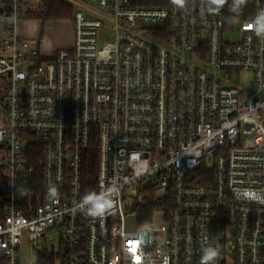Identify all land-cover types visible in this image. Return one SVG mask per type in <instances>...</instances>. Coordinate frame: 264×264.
Masks as SVG:
<instances>
[{"label":"built area","instance_id":"obj_1","mask_svg":"<svg viewBox=\"0 0 264 264\" xmlns=\"http://www.w3.org/2000/svg\"><path fill=\"white\" fill-rule=\"evenodd\" d=\"M64 1L73 43L46 53L19 29L41 0H0V264L55 234L36 264H264V0Z\"/></svg>","mask_w":264,"mask_h":264},{"label":"rangeland","instance_id":"obj_2","mask_svg":"<svg viewBox=\"0 0 264 264\" xmlns=\"http://www.w3.org/2000/svg\"><path fill=\"white\" fill-rule=\"evenodd\" d=\"M41 4V3H40ZM39 6H37L38 8ZM36 8V9H37ZM35 9V11H36ZM38 10V9H37ZM30 19H23L19 22V27H27L28 31H21V34L29 37L35 38L40 43V49H51V53L56 52V50L61 48H69L72 45V40L70 37V19L68 18H60V19H42L37 17L35 14L29 16ZM4 33L1 30L0 24V41L3 39ZM113 33L111 30L108 32H101L99 34V38L101 41L112 40ZM251 75L249 73H245L241 76V78H235L234 83L241 86H246L248 80ZM2 87H0L1 93ZM2 113L0 107V126L2 125ZM210 164V162H209ZM129 228H137V225L132 222H127ZM58 235H51L49 241L40 239L38 241L37 248L32 247L27 240H24L21 248H20V258L24 261L25 264H36L37 260V250L42 249V247L46 244L53 245L58 242ZM57 264V262H55Z\"/></svg>","mask_w":264,"mask_h":264},{"label":"trees","instance_id":"obj_3","mask_svg":"<svg viewBox=\"0 0 264 264\" xmlns=\"http://www.w3.org/2000/svg\"><path fill=\"white\" fill-rule=\"evenodd\" d=\"M137 3L140 5H149V6H162L168 3V0H137ZM228 6L231 7L232 0H227ZM38 9V10H37ZM32 13V15H36L42 19H60V18H68L73 16V7L64 0H41V4L39 7ZM96 165V163H95ZM2 166L0 165V168ZM37 174H38V167ZM89 170L92 173L95 171L94 160L91 161L89 165ZM40 185V178L38 175L35 176V180ZM4 192L2 188V183L0 184V220L4 217ZM158 204L153 201H148L146 206L141 207L140 210H148L152 213L156 208H158ZM145 211V210H144ZM38 264H55V257L53 254H48L46 252H40Z\"/></svg>","mask_w":264,"mask_h":264},{"label":"clouds","instance_id":"obj_4","mask_svg":"<svg viewBox=\"0 0 264 264\" xmlns=\"http://www.w3.org/2000/svg\"><path fill=\"white\" fill-rule=\"evenodd\" d=\"M224 2L225 0H207L210 9L212 6L220 7L223 5ZM172 3L181 7L183 6V0H172ZM243 3L244 0H232L230 11L232 13L238 14L241 10ZM250 27L255 30V34L258 37L264 38V9H260L257 11ZM102 202L104 204L108 203L107 200L101 201L99 197L94 201H90V207L88 208L89 215H102L104 212V209L100 206ZM219 255L220 251L218 247L208 245L202 249L200 264H214Z\"/></svg>","mask_w":264,"mask_h":264},{"label":"crops","instance_id":"obj_5","mask_svg":"<svg viewBox=\"0 0 264 264\" xmlns=\"http://www.w3.org/2000/svg\"><path fill=\"white\" fill-rule=\"evenodd\" d=\"M1 24V23H0ZM69 25H70V23H69ZM19 29H20V32L21 31H28L29 30V28H27V27H24L23 26V28L22 27H19ZM1 30H2V32L4 33V35H5V31H4V28H3V26H2V24H1ZM69 31H70V37H71V40H72V43H73V33H72V30H71V25H70V29H69ZM1 46H2V40L0 41V50H1ZM44 51L46 52V53H51V49H44ZM2 117V116H1Z\"/></svg>","mask_w":264,"mask_h":264}]
</instances>
